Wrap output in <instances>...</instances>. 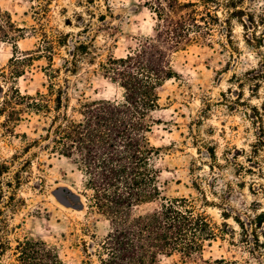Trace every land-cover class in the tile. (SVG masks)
<instances>
[{
	"label": "rangeland",
	"instance_id": "rangeland-1",
	"mask_svg": "<svg viewBox=\"0 0 264 264\" xmlns=\"http://www.w3.org/2000/svg\"><path fill=\"white\" fill-rule=\"evenodd\" d=\"M142 1L52 0L38 21L34 18L37 4L29 0H0V7L26 29L17 43L18 52L40 45L32 28L42 27L54 40L53 67L59 71L54 83L63 92L62 112L78 120L86 102L123 101L124 90L103 76L100 64L110 56L125 57L138 40L153 34V15ZM219 1H234L229 9L222 6L217 12L222 22L231 24L230 45L216 34L211 46L193 45L175 53L171 57L175 76L157 89L159 108L151 113L148 137L158 153L154 164L160 195L141 210L181 197L196 199L202 206L201 195L193 188L197 182L210 204L204 210L217 225L225 222L228 234L208 244L195 262L172 256L159 257L156 264H215L221 259L230 264H264V224L245 243L233 219L240 218L252 233L249 221L264 212V80L253 93V82L246 80L247 73L264 60V0ZM234 10L238 13L231 16ZM12 55V47L0 43V104L11 86L2 72ZM46 69L45 60L34 61L14 86L21 94L45 93ZM22 117L14 137L0 126V165H8L2 181L16 186L14 203L6 198L11 189L3 186L0 205L8 238L12 245L24 237L42 240L57 249L65 264H82L105 239L109 223L90 207L91 192L85 190V178L70 160L42 147L13 158L21 149V134L37 138L45 126L40 117ZM17 172L19 186L14 183ZM223 212L231 217L223 219ZM0 264H15L11 252L0 256Z\"/></svg>",
	"mask_w": 264,
	"mask_h": 264
},
{
	"label": "trees",
	"instance_id": "trees-1",
	"mask_svg": "<svg viewBox=\"0 0 264 264\" xmlns=\"http://www.w3.org/2000/svg\"><path fill=\"white\" fill-rule=\"evenodd\" d=\"M29 1L37 4L34 18L38 21L45 16L52 0ZM233 2L143 0L142 6L153 15V34L138 40V46L125 57L110 56L100 64L103 76L124 90L123 101L86 102L81 105L78 120L62 112L63 92L54 83L59 74L53 67L54 40L42 27L32 28L40 37V45L33 51L18 52L17 43L24 39L26 29L20 28L0 7V43L9 44L13 50L12 58L2 72V78L11 86L0 104L3 118L0 126L8 136L18 135L15 129L24 120L23 114L40 117L45 125L37 138L29 139L26 134H21L22 146L13 158L19 159L32 148L42 147L70 160L84 176L85 190L91 192L90 207L109 223L105 239L97 245L93 255L87 254V260L82 264H156L159 257L172 256L195 262L201 259L208 244L219 235L228 234V225L225 222L217 225L204 210L210 204L197 182L193 188L201 195L202 206L196 199L181 197L162 200L156 208H141L158 200L160 195L159 171L154 164L158 153L148 134L153 123L151 113L159 108L157 89L175 76L171 57L193 45L211 46L216 34L223 35L230 45L231 24L222 22L217 12L222 6L229 9ZM237 13L234 10L230 15ZM39 60H45L47 64L44 70L49 80L46 92L21 94L14 81ZM246 80L253 82L250 89L253 93L258 82L264 80V60L247 73ZM43 142L48 144L42 146ZM259 142L262 143V138ZM210 155L214 157L213 151ZM27 162L25 160L22 166ZM6 173L8 165L1 164L0 205L3 186L12 191L7 200L15 201L16 186L11 181H2ZM15 176L14 183L19 186L18 172ZM2 215L0 210L1 257L11 252L15 264H65L57 249L42 240L24 237L12 245L7 220ZM222 217L227 220L231 216L223 212ZM233 219L242 231L243 242L248 243L251 237L255 238V230L264 224V212L249 221L252 233L247 232L240 218L233 216ZM215 264L230 262L221 259Z\"/></svg>",
	"mask_w": 264,
	"mask_h": 264
}]
</instances>
